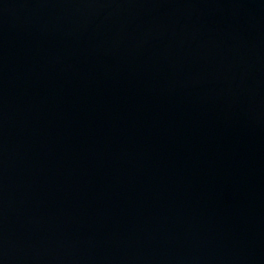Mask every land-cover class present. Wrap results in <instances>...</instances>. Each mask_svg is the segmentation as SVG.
<instances>
[{
	"label": "water",
	"instance_id": "obj_1",
	"mask_svg": "<svg viewBox=\"0 0 264 264\" xmlns=\"http://www.w3.org/2000/svg\"><path fill=\"white\" fill-rule=\"evenodd\" d=\"M0 264H264V0H0Z\"/></svg>",
	"mask_w": 264,
	"mask_h": 264
}]
</instances>
